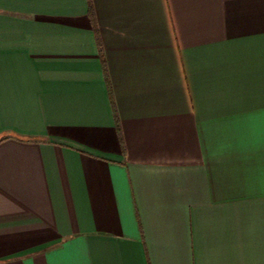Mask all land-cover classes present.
Masks as SVG:
<instances>
[{
    "label": "crops",
    "instance_id": "1",
    "mask_svg": "<svg viewBox=\"0 0 264 264\" xmlns=\"http://www.w3.org/2000/svg\"><path fill=\"white\" fill-rule=\"evenodd\" d=\"M0 264H264V0H0Z\"/></svg>",
    "mask_w": 264,
    "mask_h": 264
}]
</instances>
